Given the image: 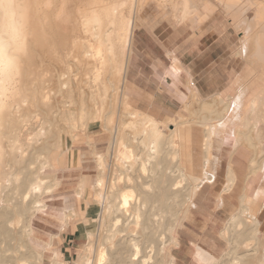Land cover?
Masks as SVG:
<instances>
[{
	"label": "bare ground",
	"instance_id": "1",
	"mask_svg": "<svg viewBox=\"0 0 264 264\" xmlns=\"http://www.w3.org/2000/svg\"><path fill=\"white\" fill-rule=\"evenodd\" d=\"M159 1L163 3L169 1V3L172 4L175 2V0H0V58L11 60V67L13 70L10 78L4 74H0V193L2 195H0V264H40L39 262H41L42 253L36 252L37 250H31L33 247L31 244L32 240L40 244L38 240L34 238L32 220L38 212L44 211L45 204L42 205L39 201L41 195H43V191H46V189L49 190V188H55V186L53 188L51 187L53 184L58 185V181H52L53 177L50 179L48 176L44 175V171L47 168H52V157H50L49 154L57 147L51 149V146H49L48 143V145L46 144L47 141L42 142L41 135L43 133L42 130H44L43 125L42 127L40 126L41 128L39 127L40 132H38L39 128L37 131H35L37 128H34L35 130H30L32 125H29V119L32 118L34 120V118L39 117L40 114L37 116L34 113L35 116L33 115L34 117H31V111L27 106L28 104L31 105L30 98H26L25 96L27 92L31 91L35 103V94H37V92L35 93L36 90L33 87H28V85H30L28 82L30 80L32 84V81L34 83V81L40 80L42 72L37 73L36 68H31V63L34 58L39 67L42 62L46 61L49 63L52 62V59L61 60L62 56L66 57L67 55H70V57L75 60V64L73 63L75 66L76 64L77 66H81L78 67L79 70L80 68L84 69H82V71L80 70V72H82L80 75L87 78H82V81H89L88 83L92 84L91 87L94 88L93 91L90 89V93L93 92L91 100V102H93V107H91V109L88 104V107L92 111H90L91 113L87 112L89 116H87L88 120L85 122L83 121L85 115H87L85 114V110L87 111V109H85V103L83 104L82 99L80 101L78 100L79 102L74 99L77 102L76 104V102L73 101L77 105V108L76 105L73 104L75 105V110H68V113L65 112V116H62L61 122H63V120H70L67 115L69 117L72 116V118L76 115L78 119L73 118L72 120L71 118L73 121V128H76L74 123H77V125H79L78 127L85 128L84 130H88L92 124L101 123V128L108 130V128L112 126H110V124L112 123L113 117H117V120L113 119L116 122H113L114 127L108 130L109 134L111 132V140L108 143V152L106 151L107 154L105 153L106 157L96 153L94 154L95 144L89 142L91 146L90 149H93L92 152L97 158L98 170L96 172L98 173L99 171V173L95 178L92 179L89 177L82 180V182L88 184L92 189L93 187L96 188L95 200L98 202L97 208L99 217L97 220L99 225L94 233L90 229H85L84 227L87 245L84 250L86 251V255L81 258V260L83 259V261H81L82 264H174V257L170 255L169 250L171 247L177 246L175 232L180 220V215H178L180 209L176 210V208L181 203L184 204V202H187L188 205V203L191 202L192 195L195 193L198 185H200L199 182H197L199 178H194L195 176L193 175L195 167L189 149L191 145L190 131L193 127L192 125L198 123L195 122L197 116L195 117L194 114L196 110H192L191 102L186 106L184 105L191 114L187 116V121H182L183 123L180 122V119L184 118L185 120V117H183V115L181 116L182 118H180L179 115H181V113H178V115L174 114V117L167 118L164 122H159L145 114H138L137 112H135L137 113L135 115H138L137 117L131 114L134 116L133 120L131 118V121L128 119L129 122H122L123 120L121 121V117H119L120 110L118 111V108L122 106L120 103L125 100L124 97L127 99L128 96L127 93V96H125L127 90H124V78L128 52L131 47L133 28L135 25V15L137 11H140V9L148 3H159ZM237 1L238 0H229L228 5H236ZM252 1L256 2L255 6H257L258 9L255 11V25H260L262 29L260 33L264 34V0ZM193 2L191 0H184V14L190 9L189 7H194V5H191ZM6 3H15L18 5L17 9L13 10V14H18L22 20V24L13 27L10 37L6 36L4 32L2 6ZM245 6L252 8L254 3L247 0L244 4V7ZM243 10L244 9H242V12H244ZM193 13H195V11ZM253 20L254 18H252V21ZM248 22L249 21L246 19H241L238 21L239 24L236 25L243 27L240 28L244 31V36L241 46L239 47L245 51L248 44V39L246 40V37L253 29V27L250 29L251 26H253L252 24L250 25L251 21L250 23ZM237 30H239V28ZM9 41L11 46L9 45ZM259 44H261V42ZM243 50L242 52H244ZM246 54L247 53H243V56L245 57ZM63 61L61 64L64 63ZM56 63L57 62H55V64ZM43 65L46 66L45 64H42V66ZM49 65H51V63ZM52 66H54V64ZM58 66L60 67V64ZM63 66H61V68L65 69ZM71 66L72 65H70V67ZM72 67L74 68H72L73 70L77 69L76 72L79 71L78 68ZM55 68H57V66ZM172 68L177 72L175 67ZM53 69L54 68H52V71ZM64 69L62 72L65 71ZM58 70L56 75H59ZM67 70L69 71L70 69ZM54 71L52 73H54ZM74 72L75 71L72 72L71 70V74ZM66 74L67 73L63 75L66 76ZM68 74L70 73L68 72ZM80 75L75 76L80 77ZM49 76L50 75H48V78ZM60 77L61 79L64 78L62 76ZM258 77L262 80L261 82L264 83V75ZM48 78L47 81L52 77H50V79ZM259 78H257L258 81ZM85 79L88 81H85ZM40 81H38V83ZM55 81H57V79H55ZM76 81L75 79L74 83ZM77 82H81V78L78 79ZM77 82L76 84L78 85ZM61 83L63 82L59 84ZM56 85H58V83ZM36 86H38L37 83H35V88ZM58 89H60L61 92V88ZM84 89L85 88H81V93L83 94L84 91L82 92V90ZM42 90H44L43 87L39 91L38 97L40 103L46 107L48 101L45 102V100L48 97L44 96V93L41 92ZM70 91L72 92V90H69V93ZM47 92L45 93L49 96L50 93ZM63 92L66 93L65 88ZM72 93L71 96L73 95ZM77 93H80V91ZM62 94L63 93H61V95ZM193 94H195L194 91ZM51 96L53 95L51 94ZM68 96H66V98H71ZM78 96L80 97V95ZM84 96L85 95H83V97ZM101 96L106 98V100H103V98L100 99ZM85 97H87V95ZM238 98H231L232 100L230 103L225 104L222 110L223 112L221 111L222 115H224L223 113H225V115L221 116V113L217 115L218 121L215 122L216 125L213 126L211 124L212 127L211 125H209L210 127L206 125L208 127L207 131L211 129L210 132L208 131L209 135H204V138L206 137L207 139L205 140L203 138V140H205L204 142L208 144V147H211V144H209L210 139L212 136L214 137L217 128L223 129L222 127L232 124V116L241 108L239 105H242L239 104ZM87 99L88 100L85 101H89L91 105L89 97ZM219 99L221 100V98ZM258 100L259 99L253 96L247 105H245L246 107H244L246 111L254 112L257 110L258 106H260L259 102L261 103V101L258 102ZM69 101H71L70 103L72 105V99H69ZM25 103H27L26 108H24ZM58 104L59 102L55 105L58 106ZM82 104L85 108L82 107ZM200 105V112L207 111L208 107L211 106L204 102ZM57 106L55 109L59 110L60 108L58 109ZM61 106H63V104ZM65 107H62V109ZM126 108L128 107L125 106V109ZM35 109H37V105ZM35 109H33V112ZM46 109L48 110L49 108L47 107ZM90 109H88V111ZM36 111L37 110H35V112ZM42 116L44 115L42 114ZM120 121L122 123H120ZM51 122L48 121V124L50 123L49 125L53 126L54 124L52 123L54 122ZM33 123L35 122L33 121ZM42 123L43 122H41V124ZM57 123L54 126H58ZM44 125L47 126V124ZM170 125L173 126L171 130L169 129ZM238 125L236 124V128ZM34 127H36V125ZM53 127L52 132L54 131ZM4 128L6 132L3 130ZM55 128L57 129V127ZM229 128H231V126ZM65 129L70 130V127ZM127 130L136 132H133V134L131 132L132 135H130L127 133ZM71 131L73 130L71 129ZM52 132L51 134H53ZM207 133L205 131V134ZM232 133V137L235 141V137H237L236 134L238 133L233 131ZM53 136H55V134ZM174 137H178L179 142L175 141ZM61 138V136H58L57 141ZM214 139H216V137H214ZM39 141H41V143H39ZM234 141H232L233 144ZM3 142L7 143L6 147L3 146ZM175 142L179 144V147L178 144L175 145ZM33 143H38L39 147L35 146ZM237 143L238 142H235V144ZM106 146L108 145L106 144ZM208 147L204 149L207 151H205L206 153L209 152L207 150ZM66 150L68 149L66 148ZM44 154L48 155L49 160L45 159L43 162H39V157L44 156ZM140 154H142V156H140ZM208 154L210 155L208 156L206 154L207 157H213L211 153ZM174 158L179 160V162L177 161V165L179 164V166L175 167L177 172L173 169L171 170L169 166L171 164L170 161ZM107 159L110 160L109 163ZM205 159L207 160V158ZM113 160L116 162L118 161V166H116L118 171L120 170L118 168L121 166L119 173H116L117 175L119 174L117 181L112 179L114 172L109 170L112 163L111 161ZM208 163L209 162L206 161V164L202 163V166L204 164V167H207ZM113 164L114 167L117 163L115 164L113 162ZM135 165V172L138 171L141 175L143 173L144 176H142L144 178V173H149V168L151 166V173H153L151 180L147 181V179L145 181H140L139 177V184L137 185L136 183H138V180H135L136 177L132 180L133 177L130 176V172H134L135 170ZM263 168L264 167H262V172L264 170ZM204 172H202V177L208 171ZM175 173H177L180 180L174 179L176 176ZM210 174H212V171ZM230 174L233 175V173ZM209 178L211 177L208 174V178L206 176V178L202 180L205 179L207 181ZM50 180L53 182L52 185ZM181 181H185V183H187L186 187L188 188V190L184 188L186 194L183 195L181 194L184 193V191L181 190L183 189V186L180 185ZM48 182L49 186H47ZM200 183L202 184L203 182ZM131 184H135V186ZM244 188L245 187H243V189ZM47 191L44 193H47ZM50 191L51 190L48 192ZM260 191L261 189H258L256 192ZM82 194L83 191L79 188L76 195L81 197ZM254 194L256 195L254 199L252 198L255 195L252 196V198H247V196H244V198L242 195V201L240 200L242 205H240L239 212L237 211V213L229 219L224 229L220 232L221 237L226 239L228 245L222 256H227L229 262H232L231 264H264V246L259 248L258 244H256L262 237L257 214L264 207V193L260 192L259 194ZM37 196H40L39 199H37ZM257 196H260V198H257ZM181 198L185 199L180 201ZM183 208L181 215L186 211V208ZM73 211L74 209L66 210L63 217L65 219L72 217L74 214ZM248 242L255 243L251 248L245 250L243 255L238 254L239 246ZM195 249V261H197V263L223 264L226 261H219L220 259L218 260V258L211 256L208 252H205L199 247H195ZM54 259H56V255Z\"/></svg>",
	"mask_w": 264,
	"mask_h": 264
},
{
	"label": "rangeland",
	"instance_id": "2",
	"mask_svg": "<svg viewBox=\"0 0 264 264\" xmlns=\"http://www.w3.org/2000/svg\"><path fill=\"white\" fill-rule=\"evenodd\" d=\"M191 1L192 2L194 1L193 4H191V5H194L195 8L193 6H192L193 9L191 7H189L190 9L187 10L186 14H184V10H185V6L183 5L184 0H175L174 4L169 3V1L167 3H163V2L159 1V3L158 2L157 3L150 2L147 5H145L142 9H140V11H137V14L135 15V18H134L135 25H134L133 34H132L133 40H134V36H135L136 31L142 25H146L152 32L158 33L159 35L162 32L163 36H166V37L169 36L171 39L170 41H174V38L176 37L177 32L179 30H183L184 28L194 29V28L200 27V26L206 24L207 22L213 20L215 23L219 24V27L220 26H223L224 28L226 27L228 29V31L233 34L235 44H236V48H238L239 46H241L242 39L244 36L243 35L244 31L242 29H240V28H243L242 26H240V25L236 26V25L239 24L238 21L241 19H246L247 21H249L248 23H250V21H251L250 25L252 24L253 26H251L250 29H252V27H253V29H252V31H250L251 33L249 32L248 36L246 37V40L248 39L249 41L247 40L248 44L247 43L246 44L248 47L246 46L247 49H246V51L244 50V52L247 54L244 57L242 51H239L242 53V54L240 53L241 55L238 53L239 57H241L243 60V66H242L241 72L239 73V75L237 76L235 81L232 82L228 86L226 92H223L221 94H217V95H215L211 98H208L206 100L199 99L198 101L191 102V108H192V110L197 111L195 113L197 116L195 122L198 121L201 123H206V122H209L210 120L214 119L217 116V113L221 112L223 110V108H224L225 104L227 103V101L229 100V98L234 97L236 94H238L237 92H239L242 89H244V90H242V92H243L242 96L244 95L243 100H242V102H243L242 103V107H243L242 109H244V106L247 103V101L250 100L253 96L255 98L259 99L258 102L261 101V103L259 102L260 106H258L257 110H255L254 112L246 111V108H245V111L242 110V111H244V112H242V115H244V116L246 115V117H247V119H245L246 120V124H245L246 127H243V126L238 127L236 130V133H238L236 135H237L238 145H239V148H237V149L239 151L235 152V153L240 158H243L245 160H247V159L250 160L249 166H248V171L246 172L245 177L249 174V172L252 171L253 168H255V170L257 171L255 176L257 177L259 175L257 178L259 180L263 179V184L260 187L255 188L256 182L251 185L250 193L253 194V192L257 191L259 188H264V173L262 172V170L259 169V167L263 166V162H264V146H262L264 144V83H262L261 82L262 80L258 77V76L264 75V55H263L264 54V42H263L264 41V34L260 33L262 31L261 26L255 25L256 24L255 11L258 10L257 6H255L256 2L252 1V0H248V1H251L252 3H254V6L252 8H248V6H245L246 7L245 8L244 4L247 2V0H238L236 5H228L229 0H196L197 2L195 0H191ZM247 8H248V10H247ZM242 9H244L243 10L244 12H242ZM194 11H195V13H193ZM252 18H254L253 21H252ZM238 28H239V30H237ZM249 35H251V36H249ZM258 35H259V37H258ZM256 40L257 41L260 40V41L257 42ZM260 42H261L262 46H261V44H259ZM132 45H133V42H132ZM33 56H34V54H33ZM66 57H64V56L61 57V60L62 61L64 60L63 64H61L62 63L61 60H53L52 59V62H49V63L46 61L42 62L41 65L39 64L40 65L39 67L35 62V58L32 60V63H31L32 67L31 68H33V67L36 68L37 73L42 72V77L40 78V80L41 79L42 80L40 81L38 79V80H36L37 82L34 81V83L32 81L33 85L31 84V81L29 80L28 84H30V85L27 84L28 87H33L36 90L35 93L37 92V94H35V103H34L33 98H32L34 96L32 95V92L31 91L27 92V95L25 97L30 98V102H31L30 104L31 105H29V104L27 105V103H25L24 108H26V105L28 106L29 110L31 111L30 115L32 114L31 117H34L35 115L38 116V114H40L39 117H35L34 120L32 118L29 119L30 120L29 125L31 124L33 126L32 127L30 125L31 126L30 130H35L37 128L35 130V131H37L38 128L40 126L42 127V125H43L44 130H42V131L44 134L42 133V135H44V136L41 135L42 142L47 141L46 144L48 143L49 146H51V149H53L54 147H57L54 150H52L51 153L49 154V156L52 157L51 158V164H53V166H52V168H47L44 171V175L48 176L50 179L53 177L52 181L53 180H54V182L58 181V185H54L53 182L50 180V183L52 182L51 185L53 184L51 187L53 188L55 186V188H53V189L49 188V190H51L50 192H48L49 190L46 189V191L48 190L47 193H44V192H46L44 190L42 193L43 195L40 194L41 197L39 196L40 197L39 201L42 205L45 204L44 205V211L38 212L37 215L35 216V218L37 216L39 217L41 215V216H46V218H50L48 222H53L52 224H55L57 222H62V219L60 220V216H59V215H61V211L65 210V207L67 206V204L69 205L68 207H70V205H71V207H73L75 209L76 213L73 217L66 218L67 219L66 222L68 224H74V226L76 228L78 227L80 236L82 238L79 241L75 240L73 246H72V244H71V246H69V245L63 243L60 231L53 230L51 228L49 229V227H48V230L47 229L40 230L37 233V235H38L39 239L41 240V242L43 241L44 243H47L48 240H51L50 246L44 245V244H37L33 240L31 241V244L33 246L31 248V250H33V251L37 250L36 252L42 253L41 254L42 257L40 260L41 262H39L40 264H54V263L55 264L56 263L57 264H82L81 261H83V259L81 260V258L86 255V251H84V250L86 248L85 246L87 245L84 227H85V229H90L94 233L95 230H97L98 225H99V222L97 220V218L99 217L98 208H97L98 202L95 200L96 188H94V187H93V189L90 188V186H88V184H84V182H82V180L87 179L89 177H91L93 179L99 173V171H98V173L96 172L98 170L97 169L98 167H97V162H96L97 158L95 157L94 154L95 153L101 154L99 148H101L102 144L105 141L110 142L111 132L109 134L108 130L111 129L112 127H114L113 122H115V121L113 119L117 118L116 116L113 117L112 123L110 124V126L111 125L112 126L111 127L109 126L110 128H108V130L102 129L101 123L92 124L88 130H84L85 128L78 127L79 125H77V123H74V126L76 128H73V121H72L73 118L78 119L76 117V115L73 118H72V116L69 117L67 115L68 119L71 120V118H72V120L71 121L70 120H67V121L63 120V122H61L62 121L61 118H62V116H65L64 115L65 112L68 113V110L69 111L75 110V105L77 104L76 101H78V100L80 101L82 99L83 104L85 103L86 108L83 106V104H82V107L87 109V111L84 109L85 114H87V115H85V117H84L85 119L83 120L85 122L88 120L87 116H89V114L87 112L92 111L91 107H93V105H92L93 102H91L93 92L90 93L91 90L92 91L94 90V88L91 87L92 84H89L88 83L89 81L86 79H85V81H88V82L82 81L84 78H87V77H83L80 75L82 73V72H80V70L82 71L83 68H80V70H79L78 67L80 65L77 66V64H76V66H77L76 67L74 65L75 60L72 57H70V55H67ZM55 62H57V63L55 64ZM50 63H51V65H49ZM65 63L67 64V66ZM42 64H45L46 66H44V65L42 66ZM53 64H54V66H52ZM59 64H60V67L58 66ZM69 64L74 66L75 68H78L79 73L76 72L77 69L73 70L74 68L72 66L70 67ZM49 66L51 69L49 68ZM56 66H57V68H55ZM61 66L65 67V69L63 68L65 71L62 72L63 69L61 68ZM52 68H54L53 71L56 70V71H54V73L56 72L55 74L52 73L53 72ZM58 68H59V70H58ZM38 69H39V71H38ZM67 69H70V70L68 71ZM40 70H42V71H40ZM57 70H58L59 75H56ZM71 70H72V72L73 71H75V72L73 74H71ZM48 71H50V72H48ZM67 71L70 74H68ZM65 73H67L66 76L63 75ZM74 74L77 76L80 75V77H76ZM48 75H50L49 78H48ZM67 75H70V76H67ZM45 76H47V77H45ZM53 76H55V77H53ZM60 76H62V77L65 76L64 78L66 81L64 80V78L61 79ZM50 77H52L53 80H52V78L50 79ZM68 77H69V79H68ZM45 78H46V81H47V78L50 79L52 83L50 82V80H48L46 82ZM54 78L57 79V81H55ZM80 78H81V82H77L78 79H80ZM257 78H259V81ZM75 79L77 80L76 82L78 83V85L76 84V82L74 83ZM43 80H44V82H43ZM38 81L41 82L42 86L40 85V82L38 83ZM56 82L58 83V85H56L57 84ZM60 82H63V83L59 84ZM69 82H70V85H69ZM35 83H37V85H38V86H36V88H35ZM44 83H45V85H44ZM71 83H72V85H71ZM79 83H81V84L84 83V84L81 85ZM260 83L262 84V86ZM79 85L81 86V88H85L84 90H82V92L84 91V94L81 93V88ZM45 86L48 88H46ZM85 86H87V87H85ZM42 87L44 90H42L41 92L44 93V96L48 97L45 100V102L48 101L46 103V105H47L46 107H45V105H42L40 103L39 97H38V93ZM58 88H61V92H60V89H58ZM62 88H63V90H62ZM64 88L66 89V93L63 92ZM86 88H87V90H86ZM57 89H58V91H57ZM73 89H74V91L75 90L76 91L74 92ZM46 90L47 91L51 90V91L47 92ZM69 90H72V92H74V93H72L71 91L69 93ZM124 90L126 91L125 86H124ZM79 91H80V93H77ZM85 91H86V93H85ZM88 91H89L90 95H89ZM45 92L50 93V95L48 96V94H46ZM61 93H63V94L61 95ZM64 93H65V95H64ZM71 93L73 94L72 96H71ZM126 93L128 96L126 95ZM51 94L54 97L51 96ZM54 94H56V95H54ZM68 95H70V96H68ZM78 95H80V97L81 96L82 97L80 98ZM83 95H85V96L87 95V97L84 96L85 100H88L87 98L89 97L91 105H90L89 101L84 100ZM66 96L71 97L69 99H72V105L70 103L71 101H69V99L66 98ZM125 96H127V99H126V97H124L125 100L123 99L124 101H122L120 103V104H122V106H120V104H119L120 108H118V111L120 110L119 111V114H120L119 117H121L120 118L121 121L123 120L122 122H129V121H131L130 119L132 118V120H133V117H134L131 114L135 115L137 113L138 114H143V113L138 112L134 108L131 107L128 92H125ZM189 96L191 98V93L189 94ZM49 97H50V99H49ZM102 98H103V100H106V98L101 96L100 99H102ZM219 98H221V100ZM62 101H64V102H62ZM73 101L76 102V104ZM53 102H54L55 107L53 106ZM58 102H59L58 106L55 105ZM86 102H87V105H86ZM202 102H209V103L213 102L212 103V109L209 111L200 112L201 110L199 108H200V104ZM49 103H50V105H49ZM51 103H52V106H51ZM124 103H125V105H124ZM32 104H33V106H32ZM35 104L37 105V109H35L36 108ZM60 104L61 105L63 104V106H61ZM69 104H70V106H69ZM73 104H75V105H73ZM88 104H89L91 109L88 107ZM56 106L58 109L60 108L59 109L60 111L55 109ZM125 106L128 108L125 109ZM47 107L51 111L49 109L47 110L46 109ZM62 107H65V108L62 109ZM51 108H53V109H51ZM76 108H77V105H76ZM121 108H122V110H121ZM33 109H35L37 111L35 112V110H34V112H33ZM41 109H42V111H41ZM88 109H90V110L88 111ZM56 111H59L57 113L58 114L60 113L61 115L60 114L58 115L57 113H55ZM48 112H49V115H48ZM135 112H137V113H135ZM34 113H35V115H34ZM54 113H55V115L56 114L57 115L55 116ZM125 113H127V114H125ZM177 113L182 114V115H180V118H182L181 116H183V115H184L183 117H185V120H184V118L180 119L181 123H183L182 121H187V119H186L187 116L189 114H191V112H188V110L186 109V107L183 106V104L181 105V107ZM42 114L45 116V118H44V116H42ZM51 114H53V115H51ZM51 116H53V117H51ZM57 116H58V119H57ZM86 117H87V119H86ZM128 119H129V121H128ZM33 121L35 123H33ZM48 121L54 122V123L51 122L54 125L58 122L57 123L58 126L53 125L54 126L53 127L52 125H49L50 123L48 124ZM64 121L67 123H65ZM68 121H69V123L71 122L72 124L71 123L69 124ZM121 121H120V123H122ZM41 122H43V123L41 124ZM74 122H76V121H74ZM44 124H47V126H45ZM68 124H69V126H68ZM35 125H36V127H34ZM214 125H216V124H214ZM233 125H234V122L232 124V127H233ZM51 126L53 127V130H54L53 132H52ZM192 126H193L192 127V133H193V130L195 127L198 130H201V134H202L201 141H202L203 136L205 135V131H204L205 126L200 125V124L199 125L195 124ZM48 127H50V128H48ZM55 127H57V129ZM68 127H70V130L65 129ZM40 128H39L38 132H40ZM78 128H80V129H78ZM48 129H50L51 131ZM71 129L73 131H71ZM74 129H75V131H74ZM3 130L6 132L5 128ZM47 132L50 134L52 132L53 133V134H51L52 136L50 134H48ZM131 132L133 134V132L135 133L136 131L127 130V133H129L130 135H132ZM54 134H55V136H53ZM224 134L227 135V131ZM45 135H47L48 137ZM58 136L62 137L59 141H57ZM88 138L91 140H89ZM221 138L222 137H219V139H214L213 141L219 142V141H221ZM174 140L179 142L178 137H174ZM89 142L95 144L94 151H93L94 154L92 152L93 149L92 150L90 149L91 146L89 145ZM108 142H107V145H108ZM39 143H41V141H39ZM57 144H59V145L56 146ZM177 144L178 143L175 142V145H177ZM223 144H225V143H223ZM251 144H252V146H251ZM34 145L39 147L38 143H35ZM225 145H229V144L226 143ZM3 146L6 147L7 143L3 142ZM164 146H163V148H164ZM174 147H176V146H174ZM178 147H179V144H178ZM230 147L233 148L232 146H230ZM66 148L68 150H66ZM203 148L204 147H201V150H202V156L201 157H203L204 152H205L203 150ZM210 150L211 149H209V153H211ZM255 151H256L257 160L259 161V163L253 157L252 158L250 157L251 155L253 156ZM191 155H192V151H191ZM60 156H61V160H59L58 166H56L55 160L57 158H59ZM140 156H142V154H140ZM39 158H40L39 162H43L45 159L49 160V157L47 154H44V156H40ZM212 160H214V158L209 159L208 171L210 170V164H211ZM109 161L110 160L107 159L108 163H109ZM177 161L179 162V160H177V158H174L173 160L170 161L171 164L169 166H170L171 170L173 169L176 171L175 167L179 166V164L177 165ZM111 162L112 163H111V167L109 168V170L111 172H114L113 174L115 175V176L113 175V178L111 176V178L115 179V181H117L119 174L117 175L116 173H119V171L121 170V166L118 168V169H120L118 171L117 167H116V166H118V161L116 162L113 160ZM113 162L115 164L117 163L114 167H113V165H114ZM134 169H133L134 172L133 171L130 172V176L133 177L132 180H134L135 177H136L135 180H138V178L140 177L139 178L140 181H145L147 179H148L147 181H150L151 178L153 177L152 176L153 173H151V169H152L151 166L149 168L150 172L149 173L146 172L147 174L144 173L145 178L143 177L144 176L143 173H142V175H143L142 176L141 173L140 174L138 173V171L135 172L136 171V165H135ZM124 170H125V168H124ZM132 173L134 174V176ZM175 175L176 176L174 177V179L180 180L179 176H177V173H175ZM114 177H116V178H114ZM139 180H138V183H136L137 185L139 184ZM134 182H136V181H134ZM257 182H258V180H257ZM131 185H133V184H131ZM180 185L183 186L182 187L183 189H181L182 191H184V188H187L186 187L187 183H185V181H181ZM47 186H49V182H48ZM133 186H135V184ZM79 188H81L84 191V193L81 197H78L76 195V192L79 191ZM186 190H188V188ZM170 193H172V192H170ZM181 194L183 195L186 193L184 191V193H181ZM0 195H1V193H0ZM39 197L37 199H39ZM184 199L185 198H181L180 201L184 200ZM87 203H88V205H87ZM181 204L183 207L186 208V211L182 215H181V211L184 208L181 206ZM181 204L179 205L180 207L178 206L176 208V210L180 209L179 210L180 212L178 214V215H180V220H179L178 226L176 228V232H175L176 238H177L178 230L181 228L182 222L185 219V217L187 216V212H188V209L190 207V203H188V205H187V202H184V204L183 203H181ZM67 210H69V209H67ZM261 212L258 214V219L260 222H262V220H264V209ZM88 217L93 218V219L88 221L89 220ZM66 224H64V225H66ZM223 227H224V225H223ZM261 233H262L261 239L258 242H256V244H258L259 248L264 246V229L263 230L261 229ZM219 238H220V241L222 244V246H221L222 252L217 258H218V260L220 259L219 261L222 260L223 262L226 260L224 262L225 264H231L232 262H229V260L227 259V256H225V257L222 256L227 249V246H228L227 241H226V239L221 238L220 235H219ZM254 243L255 242H248L246 244L239 246L238 254L243 255L244 251L251 248V246H253ZM65 248L68 249L66 252L64 251ZM175 248L176 247L170 248V250H169L170 255L174 256ZM192 251H193V247H191V252ZM54 253L57 255L56 259H54ZM237 257H241V256H237ZM223 262H221V263H223ZM188 264H198V263L195 262L194 260L193 261L191 260V262H189Z\"/></svg>",
	"mask_w": 264,
	"mask_h": 264
},
{
	"label": "crops",
	"instance_id": "3",
	"mask_svg": "<svg viewBox=\"0 0 264 264\" xmlns=\"http://www.w3.org/2000/svg\"><path fill=\"white\" fill-rule=\"evenodd\" d=\"M170 40V37L163 36L162 32L159 35L158 33L152 32L146 25H142L136 31L134 40L132 36L133 45L131 42L124 78V86L129 94L131 107L159 122H164L166 121L165 119L178 115L177 112L182 104L186 106L190 102L198 101L199 99L206 100L217 94L226 92L228 86L235 81L243 66V60L239 57V52H237L243 49L240 47L236 48L233 34L230 33L226 27H219V24L215 23L213 20L194 29L184 28L183 30H179L174 41ZM172 67H175L177 72L174 71ZM242 90L238 92V95L236 94L239 98L236 96L232 97V99L238 98L239 104L243 103ZM193 91L195 94H193ZM190 93L191 98L189 96ZM229 99L227 103H230L232 100L231 98ZM248 102L249 100L247 103ZM204 103L211 105L209 102ZM247 103L245 105H247ZM239 106L241 108L232 116L234 123L238 121L234 124L235 126L233 125L235 128L238 123V127H246L245 119H247V117L246 115H242V112H244L241 110L242 105ZM199 109H201V105ZM211 109L212 105L208 107L207 111ZM222 112H218L217 115L221 113V116H224L225 114L223 113L224 115H222ZM173 114L175 115L173 116ZM194 115L196 117V114ZM217 117L218 116L206 123L197 121L198 123L196 124H204V130L207 133L209 131H207V129L210 127L209 125H214L218 120ZM232 124L222 127L223 129H216L214 137L219 139V137L222 136V139L219 142L213 141L214 137L212 136V141L210 139L209 143L211 147H208V144L204 142L207 139L206 137L204 138L203 136L205 140L201 141V130L195 127L193 133L192 129L190 131L191 147L189 146V149L192 151L193 165L195 167L193 170V175L195 177H193L199 178L197 182H199L200 185H198L195 193L191 197L187 216L183 220L181 228L177 233V246L173 256L174 264H188L191 260L195 261V247H199L205 252H208L211 256L217 258L222 252L219 232L224 229L229 219L240 210L242 198L244 196L252 198V196L255 195L254 193H264L262 192L264 188H259V190L261 189L260 192L255 191L253 194L250 193V185L256 182L255 188H258L263 184V179L259 180L257 178L259 175L257 177L255 176V173H257L255 168L249 172V176L247 175L250 182L247 176L245 177L250 160L247 159V161L236 155L235 152L239 151L237 149L239 145L238 143L235 144V142H238V139L235 137L234 141L232 131L236 132L238 127L235 130ZM206 125H208V127ZM230 126L231 128H229ZM171 128L173 129L172 125L169 126L170 130ZM226 130L227 135L229 134L231 136L228 135L227 137V135L225 136V134H223ZM209 132L205 135H209ZM232 141H234V144ZM223 143H228L233 148ZM106 144L107 142L105 141L101 148H99L101 154L98 155L106 157L108 152L107 147H109V144L105 146ZM200 145L204 147L203 150L206 149V147L211 149V155L213 156L211 157L214 158V160L211 161L209 171L208 166L206 165L207 167H204V164H206V161L209 162L210 158L207 157V155L209 156L210 154H208L209 152L206 153L207 151L204 150L206 151L204 152V158L201 157L202 150ZM262 146H264V144ZM208 148L207 150L209 151ZM61 156L55 160L56 166H58ZM250 157L257 160L256 151L253 156L251 155ZM205 158H207V160ZM257 162L259 163L258 160ZM202 163H204L203 166ZM262 167H264V162ZM262 167H259V169L262 170ZM205 169L209 173L206 172ZM211 171L212 174H210ZM202 172L205 173H203V177ZM230 173H233V175ZM208 174L211 178L207 179V181L205 179L202 180L206 178V176L208 178ZM257 180L259 181L257 182ZM200 182L203 183L201 184ZM243 187L245 188L243 189ZM254 198H256V195L252 199ZM257 198H260V196H257ZM68 206L67 204L65 210H62L61 215H59L62 222H54L55 224H52L53 222H48L50 218L41 215L33 220V235L40 244L48 246L51 244V240H48L47 243L41 242L37 235L42 229L48 230V227L49 229L60 231L63 243L69 246H71V244L73 246L75 240L79 241L82 238L78 227L76 228L74 224H68L66 222L67 219L63 217L67 209H74L71 205L70 207ZM263 209L264 207L261 211ZM261 211H259V213ZM73 213L74 216L76 213L75 209ZM88 219V221H90L93 218L88 217ZM259 224V229L261 231V229H264V220ZM260 234L262 233L260 232ZM191 247H193L192 252ZM67 250L66 248L64 249L65 252ZM55 255L54 253V256Z\"/></svg>",
	"mask_w": 264,
	"mask_h": 264
},
{
	"label": "clouds",
	"instance_id": "4",
	"mask_svg": "<svg viewBox=\"0 0 264 264\" xmlns=\"http://www.w3.org/2000/svg\"><path fill=\"white\" fill-rule=\"evenodd\" d=\"M2 7L4 17V32L6 36L10 37L13 27L22 24V20L18 14H13V10L17 9L18 7V5L15 3H6L3 4ZM9 45L11 46L10 41ZM12 71L11 60L0 58V74H4L10 78Z\"/></svg>",
	"mask_w": 264,
	"mask_h": 264
}]
</instances>
